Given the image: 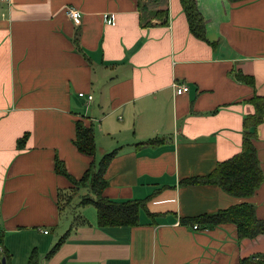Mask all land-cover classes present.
<instances>
[{"label": "crops", "instance_id": "obj_1", "mask_svg": "<svg viewBox=\"0 0 264 264\" xmlns=\"http://www.w3.org/2000/svg\"><path fill=\"white\" fill-rule=\"evenodd\" d=\"M195 1L205 41L190 34L179 0H0L5 263L34 254L37 264H239L264 255V235L239 240L233 224L188 221L243 203L264 221V118L254 139L263 182L252 197L181 184L241 150L243 120L255 113L248 101L264 98V0ZM165 10L166 19L157 14ZM175 82L188 92L175 95ZM77 119L94 131V157L73 145ZM151 140L160 143L137 147ZM115 150L103 196L144 202L139 224L99 228L79 199L61 213L73 184L55 160L79 180Z\"/></svg>", "mask_w": 264, "mask_h": 264}, {"label": "trees", "instance_id": "obj_2", "mask_svg": "<svg viewBox=\"0 0 264 264\" xmlns=\"http://www.w3.org/2000/svg\"><path fill=\"white\" fill-rule=\"evenodd\" d=\"M138 2L142 0H137ZM183 13L185 15L190 34L196 39L205 41V23L199 13L195 0H179ZM167 17V10L158 12ZM239 80L249 81L248 77L238 76ZM254 107L255 113L251 117L243 120V140L240 152L234 157L217 163L210 174L200 178H191L181 182L184 186L212 184L221 188L228 195L238 198H250L263 182V174L259 166L256 149L254 146L255 130L263 122L264 118V98L254 95L249 101ZM24 137L19 143L21 148L25 142ZM160 141L151 140L145 143H139L138 146L155 145ZM75 148L83 155L94 157L96 154V145L94 131L92 127L86 126L81 119L75 121V139L73 140ZM117 150L104 154L98 163L94 161L90 164L84 175L75 180L69 176L61 161L55 160V171L57 174L66 177L72 184L73 198L78 197V206L92 205L97 213V226L99 228L113 227H135L139 224V212L145 208L142 201H112L103 196V191L107 186L104 179V172L110 162L117 155ZM80 189H86L87 195H78ZM60 197V204L62 197ZM61 207V205H59ZM70 208V202L66 203L65 212ZM204 224L209 227H215L222 224H233L237 229L239 240L253 239L259 235H264V221L258 220L253 205L243 203L221 210L215 214H204L188 220ZM65 241L61 238L56 244L57 249ZM1 244V238H0ZM6 256V255H5ZM7 260V257H5ZM7 264V263H5ZM28 264H37L33 254ZM239 264H264V255H255L240 260Z\"/></svg>", "mask_w": 264, "mask_h": 264}, {"label": "built area", "instance_id": "obj_3", "mask_svg": "<svg viewBox=\"0 0 264 264\" xmlns=\"http://www.w3.org/2000/svg\"><path fill=\"white\" fill-rule=\"evenodd\" d=\"M6 1V0H5ZM65 13L66 15L71 18L73 21H77L80 19V13L76 11L75 9L71 7H66L65 8ZM106 19V18H105ZM110 24H114V22L109 21V19H106ZM172 89L175 95H182L188 92L189 88L186 84H179V83H173L172 84ZM80 97H83V94H79ZM92 97L87 96V101H91ZM194 229H198L197 226H194ZM45 234L47 233L46 231L44 232ZM0 264H2V250L0 248Z\"/></svg>", "mask_w": 264, "mask_h": 264}, {"label": "rangeland", "instance_id": "obj_4", "mask_svg": "<svg viewBox=\"0 0 264 264\" xmlns=\"http://www.w3.org/2000/svg\"><path fill=\"white\" fill-rule=\"evenodd\" d=\"M86 192L88 193L87 190H86ZM86 192H85V189H83L79 196L84 195ZM78 199H79L78 197L73 198V193L70 192L67 194V196L62 197V201H61L60 205H61L62 209L64 210V207L66 206L67 202H70V206H73V204L76 203L78 201ZM67 217H69V216L67 215Z\"/></svg>", "mask_w": 264, "mask_h": 264}, {"label": "water", "instance_id": "obj_5", "mask_svg": "<svg viewBox=\"0 0 264 264\" xmlns=\"http://www.w3.org/2000/svg\"><path fill=\"white\" fill-rule=\"evenodd\" d=\"M2 264H5V259L4 258L2 259Z\"/></svg>", "mask_w": 264, "mask_h": 264}]
</instances>
